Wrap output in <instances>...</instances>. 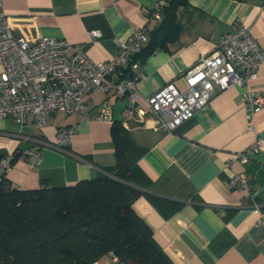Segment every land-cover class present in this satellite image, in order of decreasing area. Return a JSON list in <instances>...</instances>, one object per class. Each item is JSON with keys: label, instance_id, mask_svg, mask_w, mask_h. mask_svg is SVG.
<instances>
[{"label": "crops", "instance_id": "obj_1", "mask_svg": "<svg viewBox=\"0 0 264 264\" xmlns=\"http://www.w3.org/2000/svg\"><path fill=\"white\" fill-rule=\"evenodd\" d=\"M12 34L33 42L39 35L63 38L83 47L91 61H105L134 29L146 25L155 0H1ZM179 8L182 29L166 49L150 54L136 82L137 106L167 82L185 87L184 72L203 54L213 52L234 22L247 27L264 56V0H189ZM155 24H150V29ZM100 35L91 38L89 31ZM2 66L0 63V72ZM117 74L104 78L106 89L83 98V114L51 111L41 128L29 114L23 125L0 117V156L31 147L41 161L18 157L6 172L18 189L70 186L94 178L115 163L111 122L97 119L105 104L122 124L127 96L116 93ZM248 89L264 92V61L244 86L217 90L192 117L172 130L133 125L126 128L142 148L136 161V185L142 190L133 210L147 223L155 241L174 264H264V149L242 163L229 155L246 149L256 135L264 137V105L256 108L247 129L242 100ZM150 123V120H148ZM74 127L70 143L54 145L61 127ZM123 126V125H122ZM124 127V126H123ZM125 128V127H124ZM245 172L255 187L251 199L241 188L228 189L232 173ZM92 264H124L108 254Z\"/></svg>", "mask_w": 264, "mask_h": 264}, {"label": "built area", "instance_id": "obj_2", "mask_svg": "<svg viewBox=\"0 0 264 264\" xmlns=\"http://www.w3.org/2000/svg\"><path fill=\"white\" fill-rule=\"evenodd\" d=\"M166 0H155L144 8L146 25L138 27L122 42L116 53L105 61L94 62L83 47L74 46L63 38L39 35L33 42L12 34L2 10L0 0V117H10L23 125L29 114L35 117V126L41 128L45 115L51 111L64 114H83L86 103L83 98L89 92L106 89L104 78L116 74V70L130 64L131 76L118 77L113 84L117 94L127 96L122 112V125L130 128L143 125L172 130L193 116L207 104L217 90L233 84L244 86L253 78L264 56L250 30L239 22L225 33L217 48L200 58L184 72L185 87L179 89L167 82L144 100L146 108L137 106L140 97L136 82L144 72V63L130 62L148 39V26L160 21ZM91 38L98 37V30L89 31ZM246 110L247 129H253L256 108L264 105V92L246 89L242 94ZM97 119L112 122L111 109L103 104ZM150 120V123L148 122ZM75 128L61 127L56 132L54 145L60 148L70 143ZM264 149V137L256 135L244 150L229 155L227 165L233 160L245 163L250 155ZM23 155L33 163L41 161L38 149L23 150ZM13 155L0 158V179L12 165ZM228 189L241 188L253 199L255 187L245 172L232 173L225 181ZM108 255L117 259L114 253Z\"/></svg>", "mask_w": 264, "mask_h": 264}, {"label": "trees", "instance_id": "obj_3", "mask_svg": "<svg viewBox=\"0 0 264 264\" xmlns=\"http://www.w3.org/2000/svg\"><path fill=\"white\" fill-rule=\"evenodd\" d=\"M180 7L189 8V0H166L160 21L129 63L144 62L176 40ZM116 74L117 80L131 76L130 64ZM111 124L115 163L94 178L60 187L43 181L30 190L0 179V264H92L109 252L124 264H174L132 208L142 193L135 183L142 148L120 122ZM12 155L13 163L22 154Z\"/></svg>", "mask_w": 264, "mask_h": 264}]
</instances>
